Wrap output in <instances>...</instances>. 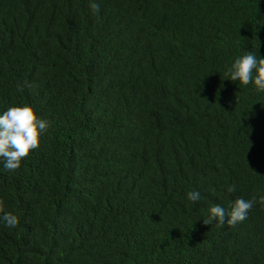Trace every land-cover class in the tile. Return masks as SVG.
I'll return each instance as SVG.
<instances>
[{
  "label": "trees",
  "instance_id": "1",
  "mask_svg": "<svg viewBox=\"0 0 264 264\" xmlns=\"http://www.w3.org/2000/svg\"><path fill=\"white\" fill-rule=\"evenodd\" d=\"M91 2L0 0V110L48 121L0 160V264H264V207L204 222L264 194V91L224 77L264 0Z\"/></svg>",
  "mask_w": 264,
  "mask_h": 264
},
{
  "label": "clouds",
  "instance_id": "2",
  "mask_svg": "<svg viewBox=\"0 0 264 264\" xmlns=\"http://www.w3.org/2000/svg\"><path fill=\"white\" fill-rule=\"evenodd\" d=\"M90 7L98 12L100 5L92 0ZM224 77L243 85L253 84L257 91H264V56L245 51L228 65ZM47 126L48 121L38 116L29 103L18 102L0 110V160L3 161L4 169H17L22 158L39 146L40 133ZM236 188L235 184H229L227 191L235 192ZM186 197L195 202L201 199V193L192 189L186 193ZM255 204L264 207V194L250 199L238 196L227 207L213 203L208 208L210 219L204 222L211 223L215 220L219 227H223L225 223L234 226L248 217L249 210ZM17 222V217L10 212L0 215V224L15 226Z\"/></svg>",
  "mask_w": 264,
  "mask_h": 264
}]
</instances>
